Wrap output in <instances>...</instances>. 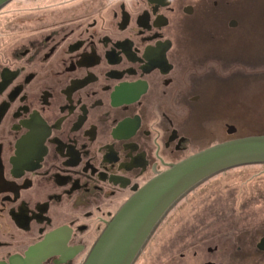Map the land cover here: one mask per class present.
I'll use <instances>...</instances> for the list:
<instances>
[{
    "label": "flooded vegetation",
    "instance_id": "flooded-vegetation-1",
    "mask_svg": "<svg viewBox=\"0 0 264 264\" xmlns=\"http://www.w3.org/2000/svg\"><path fill=\"white\" fill-rule=\"evenodd\" d=\"M27 3L0 7V264H84L140 190L237 133L228 87L244 71L228 50L257 0H61L38 16ZM215 177L175 204L134 264L158 233L176 264L264 257L263 237L230 211L195 209Z\"/></svg>",
    "mask_w": 264,
    "mask_h": 264
},
{
    "label": "rangeland",
    "instance_id": "rangeland-1",
    "mask_svg": "<svg viewBox=\"0 0 264 264\" xmlns=\"http://www.w3.org/2000/svg\"><path fill=\"white\" fill-rule=\"evenodd\" d=\"M53 1L57 3L61 0H42L43 3L49 4ZM26 2L28 3L21 8L34 9V13L29 15H48L51 11L49 4L46 5L47 7L37 9L34 2L30 0ZM238 37H235L236 40L230 38L228 50L230 69L242 67L244 71L241 75L235 73L228 87L227 122L238 129L237 133L230 135V140L264 135V0H257L256 10L252 9V13L246 17V30ZM216 45L219 46V43ZM237 71H232L231 74ZM255 72L257 75H253ZM215 99L216 97L212 96L210 101L211 119L218 118V111L222 110L220 102L219 106L212 107ZM215 178L216 181L205 183L202 188L193 192L192 202L196 206L195 209L203 210L219 206L218 208L230 211L232 225H240L247 237H256L258 243L260 238L264 237V165L239 167L216 175ZM175 218L172 216L168 221ZM159 234L149 244L150 255L146 264H176L177 258L174 255L165 257L163 247H157L155 244L157 239L162 241ZM166 235L171 236L173 233ZM188 257H191L192 264L194 257L192 254ZM254 261L256 263L252 257L251 262ZM256 264H264V257L257 256Z\"/></svg>",
    "mask_w": 264,
    "mask_h": 264
},
{
    "label": "water",
    "instance_id": "water-1",
    "mask_svg": "<svg viewBox=\"0 0 264 264\" xmlns=\"http://www.w3.org/2000/svg\"><path fill=\"white\" fill-rule=\"evenodd\" d=\"M9 1L0 0V7ZM251 165H264V135L215 145L174 166L120 209L84 264H134L160 222L187 193L218 174ZM258 248L264 251V237Z\"/></svg>",
    "mask_w": 264,
    "mask_h": 264
}]
</instances>
